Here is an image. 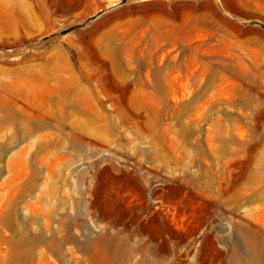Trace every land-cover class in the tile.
I'll return each instance as SVG.
<instances>
[{"label":"rangeland","instance_id":"rangeland-1","mask_svg":"<svg viewBox=\"0 0 264 264\" xmlns=\"http://www.w3.org/2000/svg\"><path fill=\"white\" fill-rule=\"evenodd\" d=\"M0 264H264V0H0Z\"/></svg>","mask_w":264,"mask_h":264},{"label":"bare ground","instance_id":"bare-ground-1","mask_svg":"<svg viewBox=\"0 0 264 264\" xmlns=\"http://www.w3.org/2000/svg\"><path fill=\"white\" fill-rule=\"evenodd\" d=\"M112 180L113 176H111L109 172L103 171L98 177V184H100L101 186H106L111 183ZM151 240L155 243V246L158 250L164 246L165 240L163 239L161 232L154 233L151 236Z\"/></svg>","mask_w":264,"mask_h":264},{"label":"water","instance_id":"water-1","mask_svg":"<svg viewBox=\"0 0 264 264\" xmlns=\"http://www.w3.org/2000/svg\"><path fill=\"white\" fill-rule=\"evenodd\" d=\"M103 171H107V172H109L110 174H111V172H110V169L109 168H104L103 170H102V172Z\"/></svg>","mask_w":264,"mask_h":264}]
</instances>
